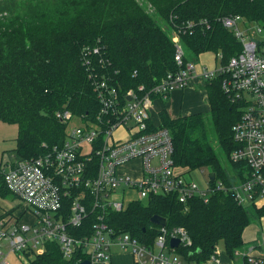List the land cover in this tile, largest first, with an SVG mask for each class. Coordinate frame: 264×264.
Returning a JSON list of instances; mask_svg holds the SVG:
<instances>
[{
	"label": "trees",
	"instance_id": "1",
	"mask_svg": "<svg viewBox=\"0 0 264 264\" xmlns=\"http://www.w3.org/2000/svg\"><path fill=\"white\" fill-rule=\"evenodd\" d=\"M133 4V0H0V122L17 125V159L38 157L46 151L42 144L63 141L66 124L58 121L56 111L94 117L99 106L92 72L110 75L125 93L139 85L149 90L167 73L178 71L171 35L161 23L176 32L191 22V30L179 36L184 62L211 55L213 66L218 59L217 65H227L242 50L221 17L239 15L264 29V0H166V7L155 15ZM84 49L90 51L84 55ZM221 81L217 76L203 86L212 129L202 112L171 118L161 109L158 115L171 134L175 165L193 172L208 168V175L213 173L230 187L243 179L246 168L230 161L236 148L231 127L241 111L223 93ZM6 193L0 174V194ZM249 207L252 213L231 191L213 193L208 203L194 198L182 204L176 197L157 196L131 203L111 219L117 231L150 245L159 231L150 218L163 217L168 231L182 228L190 242L179 247L178 254L185 261L205 264L219 245L230 260L244 255V229L252 214L264 216V207ZM27 264L69 260L59 244L50 241Z\"/></svg>",
	"mask_w": 264,
	"mask_h": 264
},
{
	"label": "built area",
	"instance_id": "2",
	"mask_svg": "<svg viewBox=\"0 0 264 264\" xmlns=\"http://www.w3.org/2000/svg\"><path fill=\"white\" fill-rule=\"evenodd\" d=\"M220 22L242 46L227 65L215 63L210 68L198 60L184 62L183 48L177 46L178 71L167 73L149 90L139 85L125 93L110 75L92 72L99 106L94 117L56 111L58 121L66 124L63 141L42 144L44 154L16 159L6 170L0 169L7 190L0 194V264H10L12 253L26 258L42 254L50 241L59 244L69 264H112L115 246L128 249L135 264H196L178 254L179 247L190 244L182 228L168 231L158 226L157 236L147 245L117 231L111 216L157 196L176 197L182 204L194 198L208 203L213 193L226 191L239 204L264 207L259 204L264 198V29L239 15L221 17ZM192 25L187 23L179 34ZM84 51L90 50L84 49L85 55ZM217 76H222L223 93L241 111L231 127L236 148L230 161L246 172L242 170L243 179L230 187L209 175L199 185L192 170L177 167L169 130L161 126L160 118L159 124L151 120L154 98L164 104L173 91L204 85ZM171 239L179 240L177 247L170 246ZM219 255L216 250L205 264H227ZM244 258L246 264H264V257L252 254L251 248Z\"/></svg>",
	"mask_w": 264,
	"mask_h": 264
},
{
	"label": "rangeland",
	"instance_id": "3",
	"mask_svg": "<svg viewBox=\"0 0 264 264\" xmlns=\"http://www.w3.org/2000/svg\"><path fill=\"white\" fill-rule=\"evenodd\" d=\"M133 5L139 7L140 9H142V11L148 15H155L156 12L158 10H162L166 7V0H133ZM158 17V16H157ZM158 23L160 22H164L163 20H158ZM162 25V29L164 31L167 30L168 34L171 35V39L173 41V46L174 49H176L177 46L181 47L182 44L180 42V34L178 32V30L175 32L173 29L168 30L167 25H165V23H161ZM199 64L202 65H209V66H213V59L211 55H202L201 58H198ZM217 63H219V59L217 61ZM157 97L153 99V103L155 102V105L153 107V109L151 110V120L154 124H159V117L156 114L158 107L160 108H164L161 105H156L157 102ZM204 108L201 109L206 122L208 124L209 129H212V124L210 121V115L208 113V110L206 108V104H205V100L202 97L201 99ZM188 102L189 100L186 99V97L180 98V99H176L175 103L172 104V107H170L171 105L169 103L164 104V106L167 108V111L171 114V115H175L176 117L178 116H182V115H186L189 114L190 108L188 107ZM201 103V104H202ZM16 137H17V125L16 124H8V123H4V122H0V169L6 170L8 168V166L14 162L17 158L15 156V147H16ZM216 150L220 156V159L223 160V157L219 151V149L216 147ZM132 166L135 165V163L131 164ZM130 165V166H131ZM130 168V167H128ZM243 169V168H242ZM204 173H200V170H195L193 172V179L199 184V185H204V180L205 178L208 176L209 174V169L205 168L203 169ZM126 194H133V193H126ZM130 196V195H128ZM249 205H251V203H247L244 206L246 207V209L248 211H251L252 208L249 207ZM261 218H255L254 214H252L251 216V222L249 225H256L258 226V221ZM258 240H259V245L262 246V235L261 232L258 231ZM263 235H264V231H263ZM251 243L247 242L244 243V246L242 247V251L247 250L251 247ZM219 250L222 252L223 251V247L222 245H219ZM262 248H264V245L262 246ZM222 254V253H221ZM111 255L112 258L114 259V257H118L120 264H134L132 262V259H130L128 257V255H130V252L128 249H121L117 246L112 247L111 248ZM240 258L242 259L245 264H246V260L244 258V256L242 257L241 255L236 256V258ZM31 258H26L23 256V254L19 253V254H15L12 253L10 254V256L8 257V261L10 264H27L29 262ZM112 259V260H113Z\"/></svg>",
	"mask_w": 264,
	"mask_h": 264
},
{
	"label": "crops",
	"instance_id": "4",
	"mask_svg": "<svg viewBox=\"0 0 264 264\" xmlns=\"http://www.w3.org/2000/svg\"><path fill=\"white\" fill-rule=\"evenodd\" d=\"M204 85L203 84H197V85H191L190 87L184 89V90H175L173 91V93L171 94V96L169 97V100L166 101V103H169L172 107V104L175 103L176 99H180L186 97V99L189 100L188 102V107L190 108V113H197V112H202L201 109L204 108L203 103L201 102L202 97L205 100V104H206V108L208 110V104H207V100H206V94L204 91ZM164 103V104H166ZM202 103V104H201ZM164 104L157 102L156 105H161L164 108H160L158 107L157 112H159L161 109L166 110L167 114L171 117V118H175V115H171L168 111L167 108L164 106ZM260 205H264V198H262L259 201ZM258 231L261 232V239H262V246L264 245V235H263V231H264V216L261 217V219L258 221V226L256 225H248L243 233H242V241L243 243L249 242L251 243V249H252V254L256 255V256H261L264 257V248H262L261 245H259V240H258ZM218 251L220 252L219 258L223 261L226 262L227 264H245V262L238 258H234V260H230L226 255H223L221 253H223V251L221 252L219 249ZM242 257L244 255H241ZM128 257L130 259H132V262L134 263V259L133 256L128 255ZM113 259V258H112ZM112 264H120V261L118 259V257H114V259L112 260ZM135 264V263H134Z\"/></svg>",
	"mask_w": 264,
	"mask_h": 264
},
{
	"label": "water",
	"instance_id": "5",
	"mask_svg": "<svg viewBox=\"0 0 264 264\" xmlns=\"http://www.w3.org/2000/svg\"><path fill=\"white\" fill-rule=\"evenodd\" d=\"M213 178H214V174H213V173H210V175H209V179H210V180H213ZM150 221H151L153 224H155V225H157V226H161V227L165 226V224H166V220H165L163 217H160V216H157V215L152 216V217L150 218ZM178 244H179V240H177V239H171V240H170V246H171V247H173V248H174V247H177ZM83 264H87V263H83Z\"/></svg>",
	"mask_w": 264,
	"mask_h": 264
}]
</instances>
